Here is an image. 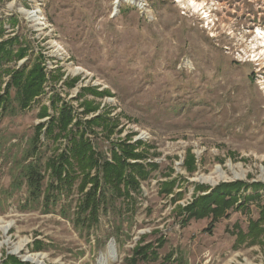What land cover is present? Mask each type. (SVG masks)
Wrapping results in <instances>:
<instances>
[{"label":"rangeland","instance_id":"rangeland-1","mask_svg":"<svg viewBox=\"0 0 264 264\" xmlns=\"http://www.w3.org/2000/svg\"><path fill=\"white\" fill-rule=\"evenodd\" d=\"M0 26L9 46L29 51L9 67L38 63L47 75L30 110L0 119V264H128L142 238L166 243L158 262L138 264H161L169 253L171 264H264L263 187L242 190L236 206L242 196L253 199L212 234L205 232L209 220L182 227L174 210L204 194L197 187L264 186V0H0ZM53 99L73 109L81 124L74 133L99 115L115 120L110 140L100 128L87 132L100 153L110 157L130 136L143 143L147 163L159 165L132 194L133 205L108 193L90 230L77 223L78 184L48 214L42 200L27 201L26 188L9 194L35 128L58 117ZM86 104L98 110L86 115ZM41 141L44 172L69 145ZM170 178L183 194L177 203L159 194ZM252 222L261 228L255 238L248 235ZM237 237L244 241L236 249Z\"/></svg>","mask_w":264,"mask_h":264},{"label":"trees","instance_id":"trees-1","mask_svg":"<svg viewBox=\"0 0 264 264\" xmlns=\"http://www.w3.org/2000/svg\"><path fill=\"white\" fill-rule=\"evenodd\" d=\"M4 31L0 26V119L6 115H16L18 112L30 110L32 104L43 96L47 83L45 68L41 64H34L31 68L26 66L9 67L13 62L18 63L26 59L29 51L26 45H20L16 50L9 46L12 42L3 40ZM75 82L76 80L71 86ZM12 92L15 94L14 98H12ZM60 102L61 99L51 101L52 108L56 109L58 117H53L47 126L37 125L30 142V149L21 160L16 161V172L12 176L9 194L26 188L27 201L39 203L42 200L44 210L48 214L58 206L64 195L76 189L78 184L77 192L81 200L77 212L81 214L82 218L77 220V223L82 228L90 230L99 223L100 212L108 202V193H111V197L114 199L124 198L133 205L132 194L141 193L142 183L151 178V175L159 169V165L147 163L148 153L139 150L143 143H131L130 136L111 147L110 157L100 153L86 138L87 132L94 134V130L100 128L106 140H110L118 127L114 123L115 120L99 115L84 124L83 128L86 132L74 133L73 127L80 128L81 124L76 120L71 107H67L66 104L58 107ZM46 110L48 111L47 107L40 113L39 119L46 116ZM97 110L96 106L86 104L84 113L88 115ZM42 137L52 142L54 146L64 140H67L69 145L65 152L59 153V150L54 152L46 163L48 165L47 167L45 165L44 172L38 160ZM194 164L195 159L190 155L188 170L193 171ZM47 172H50L49 175ZM170 176L172 175H167V177ZM175 180L177 179L170 178L164 181L159 194L163 197L174 196V203H177L176 199H180L183 194L175 193ZM259 186L264 188L260 184L248 187L247 184L239 182L223 183L211 191L206 186L197 187L196 192L204 194L195 195L192 202L186 206H176L174 210L181 217L182 227L189 226L191 222L209 220L210 223L205 232L212 234L216 225L222 219L229 217L230 211L245 210V203L253 199L252 196H242L245 202L236 206L238 194L242 190L246 191ZM260 217L264 221V211ZM260 230L259 222H252L248 235L255 238ZM241 238L237 237L236 249L238 242L244 241ZM165 243L164 238H159L154 244L145 243V239L142 238L135 247L128 264H138L140 261L158 262L160 260L159 250L165 246ZM40 245L41 242L37 243L38 248ZM173 256V253H169L161 264H171ZM10 261H12L11 264H25L15 258H11ZM9 263V261L6 262V264Z\"/></svg>","mask_w":264,"mask_h":264},{"label":"bare ground","instance_id":"bare-ground-1","mask_svg":"<svg viewBox=\"0 0 264 264\" xmlns=\"http://www.w3.org/2000/svg\"><path fill=\"white\" fill-rule=\"evenodd\" d=\"M8 228V227H7ZM107 248V247H106ZM104 255V254H103ZM26 260L34 262V259L31 256H27L25 257Z\"/></svg>","mask_w":264,"mask_h":264}]
</instances>
